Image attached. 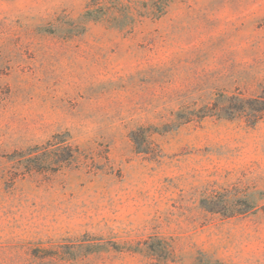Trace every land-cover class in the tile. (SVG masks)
Here are the masks:
<instances>
[{"label":"rangeland","instance_id":"374dc122","mask_svg":"<svg viewBox=\"0 0 264 264\" xmlns=\"http://www.w3.org/2000/svg\"><path fill=\"white\" fill-rule=\"evenodd\" d=\"M155 1L0 0V264H264V0Z\"/></svg>","mask_w":264,"mask_h":264},{"label":"trees","instance_id":"16d2710c","mask_svg":"<svg viewBox=\"0 0 264 264\" xmlns=\"http://www.w3.org/2000/svg\"><path fill=\"white\" fill-rule=\"evenodd\" d=\"M158 2H161V1H155L154 3H155V5H154V7H155V10H154V12L152 13L153 15H162L163 13H164V9H163V7H158L157 6V3ZM238 101H240V102H243V100H241V99H239V98H236ZM228 110H231V112L233 111H240V112H245V110H246V108H245V106H242V107H238V109H237V107H233V106H230L229 108H228ZM33 150H38V148H36V149H33ZM36 151H32V153H30L31 155L35 152V154L33 155V158L31 157V159H38L39 157H41V155L40 154H38V153H36ZM76 153H78V149L77 148H75V147H73L72 145H69L68 146V154H67V156L66 157H63L62 155L60 156V157H58V159H57V164H62V163H65V162H68V163H71L72 161H74L75 159H76ZM40 155V156H39ZM42 155H48V152H45V153H43Z\"/></svg>","mask_w":264,"mask_h":264}]
</instances>
